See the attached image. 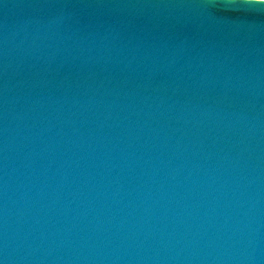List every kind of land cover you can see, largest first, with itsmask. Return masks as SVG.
<instances>
[{
	"label": "water",
	"instance_id": "obj_1",
	"mask_svg": "<svg viewBox=\"0 0 264 264\" xmlns=\"http://www.w3.org/2000/svg\"><path fill=\"white\" fill-rule=\"evenodd\" d=\"M0 0V264H264V4Z\"/></svg>",
	"mask_w": 264,
	"mask_h": 264
},
{
	"label": "snow or ice",
	"instance_id": "obj_2",
	"mask_svg": "<svg viewBox=\"0 0 264 264\" xmlns=\"http://www.w3.org/2000/svg\"><path fill=\"white\" fill-rule=\"evenodd\" d=\"M256 4H264V0H256Z\"/></svg>",
	"mask_w": 264,
	"mask_h": 264
}]
</instances>
